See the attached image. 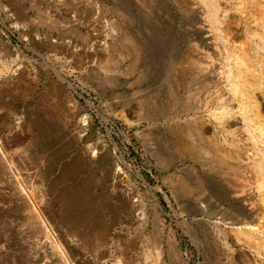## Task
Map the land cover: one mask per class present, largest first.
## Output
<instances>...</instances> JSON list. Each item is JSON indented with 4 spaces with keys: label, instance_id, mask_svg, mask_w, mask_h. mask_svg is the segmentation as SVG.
I'll return each instance as SVG.
<instances>
[{
    "label": "rangeland",
    "instance_id": "rangeland-1",
    "mask_svg": "<svg viewBox=\"0 0 264 264\" xmlns=\"http://www.w3.org/2000/svg\"><path fill=\"white\" fill-rule=\"evenodd\" d=\"M263 35L264 0H0V264H264Z\"/></svg>",
    "mask_w": 264,
    "mask_h": 264
},
{
    "label": "bare ground",
    "instance_id": "bare-ground-1",
    "mask_svg": "<svg viewBox=\"0 0 264 264\" xmlns=\"http://www.w3.org/2000/svg\"><path fill=\"white\" fill-rule=\"evenodd\" d=\"M203 1H205V0H203ZM213 3H211V4H209V2H208V4L207 5H209V7L211 8V12H210V14L213 16L214 14H216L215 13V9H214V5H212ZM212 9L214 10V11H212ZM241 10V9H240ZM218 12V11H217ZM250 13V12H249ZM215 17H216V15H215ZM214 17V18H215ZM209 18V17H208ZM258 18H259V16H258ZM257 18V19H258ZM249 21V20H248ZM247 21V22H248ZM256 21V20H255ZM260 23H262V22H260ZM260 27V26H259ZM246 32V31H245ZM258 32V31H257ZM256 35H258V34H256ZM262 35V34H261ZM256 37V36H255ZM254 37V38H255ZM259 37V36H258ZM261 37V36H260ZM263 37H264V35L262 36V40H263ZM261 39V38H260ZM262 42H264V41H262ZM264 46V45H263ZM259 57V56H258ZM261 61H263V60H261ZM251 62V61H250ZM253 67V66H252ZM230 73V72H229ZM249 73V72H248ZM260 73V72H259ZM253 75V74H252ZM236 87H239V85L238 86H236ZM235 88V87H234ZM237 98V97H236ZM239 99V98H238ZM237 99V100H238ZM247 101V100H246ZM220 103V102H219ZM240 104V103H239ZM249 104V103H248ZM247 104V105H248ZM244 105V104H243ZM239 106V105H238ZM257 109V108H256ZM238 111V110H237ZM241 110H239V112H240ZM259 111V110H258ZM243 112V111H242ZM246 115V114H245ZM245 118H243V119H245V121L247 122V129H248V131L250 132V133H252V137L254 138V139H256V141L259 143H263L264 144V140L261 138V136L262 135H264V132H262L260 135H257V134H255V133H253V126L250 124V122L252 121L249 117H247V116H244ZM225 123V122H224ZM220 127V126H219ZM255 128V127H254ZM256 129H259L260 131H263V129H262V127L261 126H259L258 125V127H256ZM198 131V130H197ZM201 133H202V131H201ZM202 137V136H201ZM261 138V139H260ZM253 139V140H254ZM252 140V139H251ZM204 141V140H203ZM255 141V142H256ZM229 147H230V145H229ZM234 147V146H233ZM206 152H209V151H207V149L205 150ZM259 151V150H258ZM261 153V152H260ZM216 154V153H215ZM235 157V156H234ZM242 157V153L241 152H237V159H240ZM238 162V161H237ZM241 162H242V164L243 163H245V161H244V159L242 160L241 159ZM257 162H259V161H257ZM240 163V162H239ZM261 164V163H260ZM241 167H243V168H246V166L243 164L242 166H240V168ZM259 169H260V171H259ZM247 172V171H246ZM242 173H243V171H242ZM257 173H258V175H259V177L261 178V181L259 182L260 183V187H264V169L262 168V166H261V168L260 167H257ZM241 175H243V174H241ZM231 181V180H230ZM239 182V181H238ZM230 185V184H229ZM228 185V186H229ZM208 187V186H207ZM208 192H209V194L210 195H205L204 197H203V202H204V210L202 211L203 213H209V210H211L213 207H216V208H218L219 206H218V204L215 202V201H212V200H209L210 198V196H212L213 198H215L216 199V197H217V195L215 196V191L213 192V190L209 187L208 188ZM205 194V193H204ZM225 194H226V197H227V200H228V202H229V211H230V213H228L227 215H222V218H221V220H222V222H224L225 223V225L226 224H231V225H235V224H239V223H243V224H245V225H247L248 223L247 222H245L244 221V218L248 215L247 214V211H248V209H247V206H246V200H247V197H249L250 195V193H248V191L244 188V184H234V186L232 185V187L228 190V191H226L225 192ZM212 207V208H211ZM214 212H216V211H214ZM207 216V215H206ZM249 227H251V226H249ZM252 228L254 229L255 227H253L252 226ZM239 229V228H238ZM256 229V228H255ZM258 229V228H257ZM232 231V230H231ZM96 233L95 234H92L96 239H98L100 242H101V244L103 245V244H105V242H106V236H107V234H108V231H104V230H102V229H98L97 231H95ZM242 232V231H241ZM253 232V231H252ZM257 232V231H256ZM225 233V232H224ZM236 233V232H235ZM238 233L239 232H237L236 234L238 235ZM242 233H244L245 234V240H246V238H248L249 239V236L251 235H249V234H247L246 232H242ZM260 234V233H259ZM261 235V234H260ZM240 236V235H239ZM255 236V235H254ZM232 238V237H231ZM234 238V237H233ZM242 238H244V237H242ZM241 238V239H242ZM237 239V238H236ZM251 239V238H250ZM249 239V240H250ZM254 240H255V237H254ZM236 241V240H235ZM238 241V240H237ZM240 242H241V240H240ZM255 242V241H254ZM259 242V241H258ZM237 243H239V242H237ZM244 243V242H243ZM257 243V242H256ZM226 245V244H225ZM241 245H243L242 243H241ZM256 245V244H255ZM264 245V244H263ZM212 246V245H211ZM217 247V246H216ZM246 247V246H245ZM256 247V246H255ZM254 247V248H255ZM244 251V250H243ZM131 252V251H130ZM235 252V251H234ZM242 252V251H241ZM264 252V251H263ZM243 254H244V252H243ZM159 255V254H158ZM239 255V254H238ZM237 255V256H238ZM123 256H124V259L129 263L130 262V255L128 254V252H125V251H123ZM248 256V255H247ZM133 257V256H132ZM241 258V257H240ZM246 258V257H245ZM249 258V257H248ZM243 259V258H242ZM247 259V258H246ZM246 259H244V260H246ZM252 259V258H251ZM73 260V259H72ZM116 260V259H115ZM137 260V259H136ZM254 260V259H253ZM242 261V260H241ZM248 261V260H247ZM121 262V261H120ZM250 262V261H249ZM121 263H123V262H121ZM121 263H119V264H121ZM127 263V264H128ZM132 263V262H131ZM134 263H135V261H134ZM244 263V262H243ZM248 263V262H247ZM247 263H245V264H247ZM71 264H74V262L72 261V263ZM235 264V263H234ZM253 264V263H252Z\"/></svg>",
    "mask_w": 264,
    "mask_h": 264
}]
</instances>
